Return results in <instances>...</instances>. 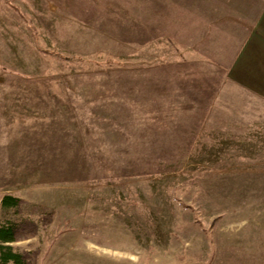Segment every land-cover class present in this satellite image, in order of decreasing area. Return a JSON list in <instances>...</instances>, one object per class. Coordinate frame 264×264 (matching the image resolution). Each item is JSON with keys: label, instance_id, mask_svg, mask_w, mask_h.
I'll return each instance as SVG.
<instances>
[{"label": "rangeland", "instance_id": "obj_1", "mask_svg": "<svg viewBox=\"0 0 264 264\" xmlns=\"http://www.w3.org/2000/svg\"><path fill=\"white\" fill-rule=\"evenodd\" d=\"M238 10L0 0V224H15L25 264H264V100L228 81L221 55ZM182 78L216 82L194 147H66L56 134L88 108L91 82Z\"/></svg>", "mask_w": 264, "mask_h": 264}, {"label": "crops", "instance_id": "obj_2", "mask_svg": "<svg viewBox=\"0 0 264 264\" xmlns=\"http://www.w3.org/2000/svg\"><path fill=\"white\" fill-rule=\"evenodd\" d=\"M236 1L225 0L239 8L238 19L220 38L227 79L264 100V1ZM214 83L192 78L94 81L88 108L58 117L56 134L65 137L66 147H194L208 120L216 119Z\"/></svg>", "mask_w": 264, "mask_h": 264}, {"label": "trees", "instance_id": "obj_3", "mask_svg": "<svg viewBox=\"0 0 264 264\" xmlns=\"http://www.w3.org/2000/svg\"><path fill=\"white\" fill-rule=\"evenodd\" d=\"M19 199L12 195H4L1 199L3 209L17 208ZM15 224L6 220L0 224V264H25L23 255L10 243L14 242Z\"/></svg>", "mask_w": 264, "mask_h": 264}]
</instances>
